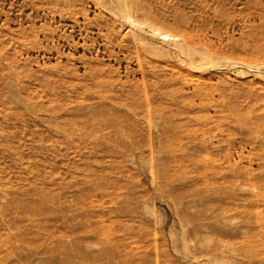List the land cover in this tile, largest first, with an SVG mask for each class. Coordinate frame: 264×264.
I'll use <instances>...</instances> for the list:
<instances>
[{
    "label": "rangeland",
    "instance_id": "rangeland-1",
    "mask_svg": "<svg viewBox=\"0 0 264 264\" xmlns=\"http://www.w3.org/2000/svg\"><path fill=\"white\" fill-rule=\"evenodd\" d=\"M127 2L204 84L111 0H0V264H264V0Z\"/></svg>",
    "mask_w": 264,
    "mask_h": 264
},
{
    "label": "bare ground",
    "instance_id": "bare-ground-1",
    "mask_svg": "<svg viewBox=\"0 0 264 264\" xmlns=\"http://www.w3.org/2000/svg\"><path fill=\"white\" fill-rule=\"evenodd\" d=\"M111 1L113 4L115 3V6L118 9V11L127 13L125 16V20L129 23L130 27L133 28V30H135V32H133V34L130 35L134 38L135 41L142 39V38H140V36H138L137 33L141 30L146 29L147 33H149V36L151 38L156 39L161 44H168V46H173L172 49H164V48L159 47L153 43H149V45L151 46V48H149V51H151V53L154 56L162 58V59H166V58H169L171 56V54H173L175 56V58L184 62V65L186 66V69L183 70V75L185 77V80H187V81L190 80L191 82H197V84H201V85L204 84L203 75H204L205 70L208 68L207 65L209 64V62L205 61L204 56H201L197 50L193 49L190 46V44L188 43V39L183 32L181 33V31H180V32H177V34L174 32L176 35H172L167 29H166L167 31L163 30L162 27L159 26V24L157 25L154 23L155 21L153 22L152 20L148 19L149 15L146 16L147 13L144 14V17H145L144 21H140L138 19H135L129 13L130 6H129V3L127 2V0H111ZM140 9H141V7H140ZM179 26H180L179 24H176L175 27H179ZM256 71H257L258 76L260 77L259 84L261 86H264V73H262V74L259 73L260 71L258 68ZM102 77H103V75H102ZM97 80H99V79H97ZM97 80H95V81H97ZM102 80H104V79L102 78L101 81ZM97 85H99V84H97ZM201 85H200V87H201ZM158 137H160V136H158Z\"/></svg>",
    "mask_w": 264,
    "mask_h": 264
}]
</instances>
